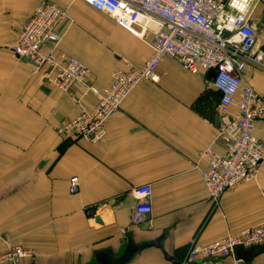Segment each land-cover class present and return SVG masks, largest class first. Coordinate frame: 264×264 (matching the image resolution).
<instances>
[{
	"label": "crops",
	"instance_id": "0c3cea01",
	"mask_svg": "<svg viewBox=\"0 0 264 264\" xmlns=\"http://www.w3.org/2000/svg\"><path fill=\"white\" fill-rule=\"evenodd\" d=\"M42 2L67 9L58 51L85 65L100 91L115 72L142 68L153 56L151 36L137 38L81 0H0V256L21 246L34 257L17 264H97L99 252L121 255L129 238L140 245L164 236L162 248H147L128 264H186L192 241L206 246L264 225V164L254 182L227 190L219 205L202 179L201 154L209 146L224 154L216 140L220 94L209 73L192 74L166 56L159 82L135 88L103 142L58 135L79 113L72 96L45 80L47 70L36 72L13 54L22 25ZM254 16L263 17L262 6ZM258 48L264 50V32ZM243 81L264 98V71L248 66ZM255 133L264 139L263 121ZM72 178L79 179L75 195ZM146 184L152 214L129 227L136 202L128 194ZM92 208L101 224L87 216ZM195 264L246 263L232 254ZM250 264H264V253Z\"/></svg>",
	"mask_w": 264,
	"mask_h": 264
},
{
	"label": "built area",
	"instance_id": "2783aa9c",
	"mask_svg": "<svg viewBox=\"0 0 264 264\" xmlns=\"http://www.w3.org/2000/svg\"><path fill=\"white\" fill-rule=\"evenodd\" d=\"M81 1L137 38L146 41L151 36L148 44L153 56L142 68L115 72L109 88L100 91L85 65L58 51L69 20L67 9L51 2L40 3L22 25L13 54L36 72L47 70L45 80L72 96L79 113L58 127V135L92 145L103 142L108 122L121 112L139 84L159 82V65L170 56L192 74L216 73L212 81L220 94L216 140L224 154H217L212 146L201 154L207 162L202 179L212 203L219 205L227 190L254 182L264 164V139L255 133L256 123L264 122V98L244 84L243 72L248 66L264 71V50L258 48L264 32V0ZM259 6L263 7L262 18L254 16ZM89 97L95 102L92 106L87 103ZM69 183L70 194H77L79 179L72 178ZM128 195L136 202L129 227L140 226L152 214V188L148 184L138 186ZM127 233L124 230L122 235ZM263 245L264 225H260L206 246L192 241L185 263L222 260L232 256L238 246L250 249ZM33 257V251L13 246L0 256V264H17Z\"/></svg>",
	"mask_w": 264,
	"mask_h": 264
},
{
	"label": "water",
	"instance_id": "95a60500",
	"mask_svg": "<svg viewBox=\"0 0 264 264\" xmlns=\"http://www.w3.org/2000/svg\"><path fill=\"white\" fill-rule=\"evenodd\" d=\"M208 77L209 79L214 81L216 77L215 71L209 72ZM96 211L97 210L95 208L88 210L87 216L96 217ZM96 221L100 224L102 223L100 218H97V217H96ZM163 238L164 236L158 239L157 241L145 242L140 245L136 244L133 241V239L129 238L126 240L125 248L122 251L121 255L115 256L111 253L99 252L96 255V262L97 264H128L135 255L141 253L147 248H151V247L162 248L161 242ZM263 253H264V245L252 247L250 249H246L242 246H238L234 248L233 250V255H234L235 260L242 261L246 264H250L255 257Z\"/></svg>",
	"mask_w": 264,
	"mask_h": 264
}]
</instances>
